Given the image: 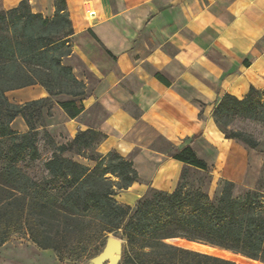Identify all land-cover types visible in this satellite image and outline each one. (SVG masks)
<instances>
[{
    "label": "trees",
    "instance_id": "16d2710c",
    "mask_svg": "<svg viewBox=\"0 0 264 264\" xmlns=\"http://www.w3.org/2000/svg\"><path fill=\"white\" fill-rule=\"evenodd\" d=\"M55 8V16L45 18L32 12L28 0L10 10L0 7V247L14 234L27 233L39 248L79 262L97 256L115 235L125 240L121 264H264L262 180L242 195L234 182L225 181L212 199L185 183V170L175 192L150 189L130 207L115 197L139 182V175L116 151L98 153L105 136L91 129L56 145L42 180L20 169L27 159H42L38 136L50 137L39 131L45 110L57 102L72 119L84 110L86 86L65 64L74 34L67 1L55 0ZM34 85L44 87L49 97L25 104L9 101L8 92ZM17 117L25 120L27 133L12 129ZM213 118L226 139L257 150L260 142L252 135L229 127L236 118L264 123V90L252 87L243 100L225 95ZM170 154L190 170L209 173L192 145Z\"/></svg>",
    "mask_w": 264,
    "mask_h": 264
},
{
    "label": "crops",
    "instance_id": "0c3cea01",
    "mask_svg": "<svg viewBox=\"0 0 264 264\" xmlns=\"http://www.w3.org/2000/svg\"><path fill=\"white\" fill-rule=\"evenodd\" d=\"M22 1L1 0L0 7L10 10ZM28 1L34 14L55 16V0ZM66 1L74 29L66 59L80 62L69 66L86 86L84 110L72 119L55 99L39 131L57 145L80 131L102 133L97 152L116 151L139 175L115 197L130 207L150 189L175 192L191 169L159 148L164 143L174 151L192 145L208 164L213 185L232 181L234 143L213 112L227 94L243 100L252 87L264 90V0ZM87 10L96 13L93 19ZM7 97L25 104L49 94L34 85ZM11 126L20 134L29 131L22 117ZM241 164L247 187L255 188L264 157L250 154Z\"/></svg>",
    "mask_w": 264,
    "mask_h": 264
},
{
    "label": "rangeland",
    "instance_id": "374dc122",
    "mask_svg": "<svg viewBox=\"0 0 264 264\" xmlns=\"http://www.w3.org/2000/svg\"><path fill=\"white\" fill-rule=\"evenodd\" d=\"M65 64L68 66H81L80 62L75 58H71L70 60L66 59ZM59 99H66V97H60ZM229 130L242 131L244 133L252 135L253 138L260 142L259 148L257 150H253L239 140H232L234 143L233 155L237 159L234 162L233 169L229 173V178L236 185L235 192L238 195H242L248 190H255L259 184L257 182L255 188L253 189L247 187V180L243 172L244 166L243 164H241V161L243 163L244 158L246 156H249L250 154H256L264 157V123L236 118L231 123ZM37 145L42 159L40 161L34 162L27 159L20 164V169L35 180H42L44 177H47V171L44 168V163L46 160L52 157L53 152L56 150L57 144H54L53 140L50 137H45L44 133L40 132ZM7 146L8 143L6 144L5 148ZM159 148L166 150L169 153L171 152V150L173 151V149H171L165 143L159 145ZM75 160L85 165H90L91 167L94 166V163L86 158L75 157ZM259 180H262V184L264 183V166L261 171ZM224 182L225 181L215 186V184L213 185L212 178L209 173L204 174L195 170H188L186 172L185 183H188V185L190 186L192 185L195 189H203L209 194L210 198L212 199L219 195ZM117 237L121 238L120 236ZM92 259H83L79 262L72 261L70 259H61L53 250H43L39 248L32 242L30 236L27 233L14 234L4 245L0 247V264H88ZM245 262L246 263H237L252 264L248 261ZM119 264H121V262Z\"/></svg>",
    "mask_w": 264,
    "mask_h": 264
},
{
    "label": "water",
    "instance_id": "95a60500",
    "mask_svg": "<svg viewBox=\"0 0 264 264\" xmlns=\"http://www.w3.org/2000/svg\"><path fill=\"white\" fill-rule=\"evenodd\" d=\"M177 239L178 238H175L170 241H175ZM197 244L204 245L201 243ZM124 245V239L118 238L115 235H110L102 251L97 256H95L88 264H119L122 260Z\"/></svg>",
    "mask_w": 264,
    "mask_h": 264
},
{
    "label": "built area",
    "instance_id": "2783aa9c",
    "mask_svg": "<svg viewBox=\"0 0 264 264\" xmlns=\"http://www.w3.org/2000/svg\"><path fill=\"white\" fill-rule=\"evenodd\" d=\"M87 15H88V17H89L90 19H93V18L95 17L96 13L94 12V13H91V14L89 15V11L87 10Z\"/></svg>",
    "mask_w": 264,
    "mask_h": 264
}]
</instances>
